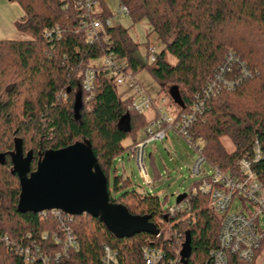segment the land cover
<instances>
[{
    "label": "trees",
    "instance_id": "1",
    "mask_svg": "<svg viewBox=\"0 0 264 264\" xmlns=\"http://www.w3.org/2000/svg\"><path fill=\"white\" fill-rule=\"evenodd\" d=\"M16 1L23 11L15 22L16 29L29 39H0V233L15 246L34 243L43 253L62 248L59 217L51 211H17L20 187L17 174L11 171L12 151L19 147L29 169L34 170L44 150L86 140L107 178L109 198L131 214L146 217L159 235L138 233L118 238L97 218L72 215L69 225L78 250L69 251L52 264H102L103 245L116 250L117 264H144L141 249L145 245L169 248L171 253L178 248L173 231L182 236L180 252L188 238L189 250L180 264H204L210 250L217 246L219 225L209 194L186 191L185 207L171 216L155 192L137 191L128 177L113 168L116 158L142 139L150 122L144 112L127 108L131 100L126 95L128 89L118 91L114 80L99 68L91 94L81 92L79 105H74L83 70L98 64L106 44H88L85 32L77 28L78 10L63 9L59 0ZM101 1L102 14L110 15L107 3ZM119 2L133 21L146 19L149 33H154L163 46L149 61L147 42L146 63L140 64L138 44L127 29L112 24L105 28L112 51L135 76L146 69L160 88L167 86L168 91L176 87V114L189 108L193 96L228 51L239 56L252 76L209 98L190 133L200 143L207 162L224 172L235 170L237 161L251 154L257 140L262 155L255 167L264 176V0ZM55 27L59 28L58 35L52 40L45 38V30ZM168 54L175 58L173 64L168 62ZM224 137L232 143L231 150L224 145ZM125 140L129 141L127 145L123 144ZM159 177L154 170V180ZM53 235L60 238L59 242ZM262 249L250 262L232 257L230 264H256ZM0 264L26 263L21 255L0 243Z\"/></svg>",
    "mask_w": 264,
    "mask_h": 264
},
{
    "label": "built area",
    "instance_id": "2",
    "mask_svg": "<svg viewBox=\"0 0 264 264\" xmlns=\"http://www.w3.org/2000/svg\"><path fill=\"white\" fill-rule=\"evenodd\" d=\"M63 9L70 7L78 10L77 28L85 32L88 44H106L104 54L98 60V64L86 67L81 74V92L91 94L94 88V80L99 68L114 80L117 86L124 85L130 92L131 100L127 105L137 113L152 109L153 117L142 134V139L135 143L129 150L135 159L141 178L145 184H152L153 180L148 175L145 160L146 147L155 141H162L169 131L174 132L184 139L196 152L189 169L192 176L198 177V183L192 185L190 191H199L209 194L212 210L219 216L217 230V246L210 250L209 258L204 264H230L232 257L239 261L250 262L255 252L262 247L264 242V197L260 190L264 187V176L255 167L261 158V148L257 140L253 142L252 152L248 157L241 158L236 163V169L231 172L222 171L217 165L207 162L202 153L200 144L190 133L191 126L202 114L206 102L222 90L233 89L247 77L252 76L251 71L234 52L228 51L222 64L217 66L213 74L207 79L200 92L193 96L189 108L180 114L168 115L160 106L155 105L144 88L140 85L133 72L126 68L111 49L105 28L112 25L113 15L104 16L101 0H59ZM118 14H128L126 6L119 5ZM59 28L46 29L44 37L52 40L57 36ZM149 61H153L156 54L153 47L148 49ZM163 101V98L161 99ZM238 201L240 205L233 209V203ZM186 205V197L174 206L167 207L168 213L173 216ZM53 215L60 219L63 234L62 248L53 253H43L40 248L32 243L29 246H15L13 241L5 234L0 233V243L22 256L26 264H52L60 258L67 256L69 251H76L77 243L69 225L71 216L60 210L52 209ZM45 213V211L39 212ZM63 214H65L63 216ZM157 233L155 236H158ZM173 237L178 243V248H159L153 245H145L141 249V257L144 264H180L179 243L181 234L173 231ZM53 239L59 242L60 238L53 235ZM11 247V248H10ZM102 264H117V252L107 245H103L101 254Z\"/></svg>",
    "mask_w": 264,
    "mask_h": 264
},
{
    "label": "water",
    "instance_id": "3",
    "mask_svg": "<svg viewBox=\"0 0 264 264\" xmlns=\"http://www.w3.org/2000/svg\"><path fill=\"white\" fill-rule=\"evenodd\" d=\"M179 103L176 87L168 90ZM78 87L74 105L80 103ZM12 173L19 179L17 211L42 212L57 209L69 215L88 214L97 218L114 236L131 237L138 233L156 235L157 228L144 216L131 214L125 206L113 202L107 190V178L86 141H75L60 149H46L39 154L34 170L29 169L20 148L13 151ZM176 196L175 203L186 197ZM188 238L180 252L182 260L188 253Z\"/></svg>",
    "mask_w": 264,
    "mask_h": 264
},
{
    "label": "rangeland",
    "instance_id": "4",
    "mask_svg": "<svg viewBox=\"0 0 264 264\" xmlns=\"http://www.w3.org/2000/svg\"><path fill=\"white\" fill-rule=\"evenodd\" d=\"M111 14L113 15L112 24L120 25L127 29L129 37L138 44L136 57L140 64L146 63V46L148 42L149 48L153 47L154 53H158L162 49V42L156 38L154 33H149V25L146 19L133 21L128 14H118L120 2L119 0H105ZM23 14L20 4L16 0H0V39L27 40L29 37L16 29L15 22ZM167 60L171 64L175 62V58L167 55ZM137 79L141 83L146 93L153 98L155 105L160 106L168 115H174L178 111L177 104L173 101L167 86L160 88L158 83L149 74L146 69L141 70L137 75ZM124 85L117 86L118 91H123ZM130 94L127 91L126 95ZM163 98V101L161 99ZM148 119L154 115L152 109L144 112ZM125 140L123 144H127ZM223 143L227 150H231L233 145L224 137ZM196 144H200L196 141ZM147 157L145 160L146 169L150 178L154 177L156 170L160 177L153 181V184H145L141 178L135 159L127 152L121 157L116 158L113 168L116 167L119 174L127 176L131 181L133 188H141L143 192L156 193L159 196L162 207L167 208L174 206L176 196L182 192L189 191L191 186L198 180L197 176L190 174V167L196 158V152L184 139L169 131L166 138L162 141L152 142L146 147ZM151 154V158L148 157ZM154 179V178H153ZM112 182V173L109 177ZM260 194L264 197V187L260 190ZM240 205L238 201L233 203V209H237ZM256 264H264V247L260 251Z\"/></svg>",
    "mask_w": 264,
    "mask_h": 264
},
{
    "label": "crops",
    "instance_id": "5",
    "mask_svg": "<svg viewBox=\"0 0 264 264\" xmlns=\"http://www.w3.org/2000/svg\"><path fill=\"white\" fill-rule=\"evenodd\" d=\"M137 80H138V79H137ZM138 82H139V80H138ZM139 83H140V82H139ZM140 85H141V83H140ZM141 86H142V85H141ZM174 115H175V114H174ZM128 143H129V141H128ZM128 143H127V144H128ZM127 144H124V145H127ZM127 153H128L129 156H130V155L132 156L131 153H129V152H127ZM132 157H133V156H132ZM148 157H149V154H148ZM125 177H127V176H125ZM153 178H154V177H153ZM153 178H152V180H154ZM152 184H153V183H152ZM136 190L139 191V192H143L141 188H138V189H136ZM263 247H264V245L262 246V248H263Z\"/></svg>",
    "mask_w": 264,
    "mask_h": 264
}]
</instances>
